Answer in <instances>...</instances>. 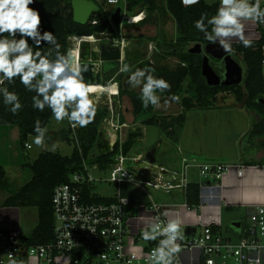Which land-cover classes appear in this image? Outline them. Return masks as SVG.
<instances>
[{
    "label": "trees",
    "instance_id": "16d2710c",
    "mask_svg": "<svg viewBox=\"0 0 264 264\" xmlns=\"http://www.w3.org/2000/svg\"><path fill=\"white\" fill-rule=\"evenodd\" d=\"M159 5L158 0H124V9L132 12L135 8H141L147 12L148 17L153 12H159L163 16H170L175 25V39L170 42H158L156 44L157 51L151 56V60L140 61L134 69L152 70V75L156 78L166 80L170 88L164 92H157L170 102H174L171 98L181 97V112L176 115H153L154 107L149 105L145 109L140 99L141 94L129 93L132 112L135 118L145 116V125H155L161 134L173 144H177L181 135V131L185 122L186 112L199 108L207 110L216 102L219 94H229L235 97L237 102L242 103L248 109L256 113L258 120L249 132L250 138L264 139V79L260 67L261 55L259 47L261 42L250 41V46L245 47L240 41L232 44L234 55L238 56L245 66V75L243 82L239 86H218L208 87L204 79L200 75L201 56L187 53V49L195 44L203 46L210 43L204 39L203 33L195 29L194 24L200 19L201 15L206 14L208 17L216 13L219 3L217 1L209 3L200 0V3L191 7H184L180 0H162ZM30 8L37 10L41 17V29L43 31L52 32L57 42L61 46L59 50L72 49V45L68 47V37L76 36H92L98 34H112L114 32L108 15L99 6L96 13L95 24H91L90 20L85 25L77 24L72 19L71 0H35V3L29 5ZM142 19V21H141ZM145 20L144 13L129 16L123 20L122 26L143 22ZM89 39V38H87ZM135 39L147 42H154V38L135 37ZM31 43V41H29ZM46 46V45H45ZM42 53L50 51L48 47L40 49ZM169 57L177 59L176 65L169 68L161 63ZM120 73L112 81L119 83ZM187 82L186 88L183 84ZM9 91L18 94L20 102L23 105L17 115H13L3 104L0 97V125H13L19 130V142L24 145L29 136H35L34 125L37 120L41 122V127H46L49 123L52 113L51 110L45 108L43 112L32 107V97L34 92H28L19 82V78L15 79L14 84L5 82L3 85ZM119 85L118 97L125 94ZM263 102V103H262ZM110 116L108 108L96 105V116L94 120L86 127L76 129L77 142L74 144L73 150L69 156H62L56 152H44L38 156L36 160L24 165L32 173L31 180L22 186L18 191L11 192L7 181L6 172L0 166V190L6 191L9 196L2 203V207L17 208H35L37 210V225L25 237V242L29 246L45 245L53 241V218L51 209V195L53 189L67 182L69 176L82 170V161H86L88 165L96 164L100 171H107L111 167L115 156L121 151V144L117 141L112 150L107 153L91 155L90 152L99 142V127L104 119ZM124 122L118 118V125ZM264 149V141L258 144ZM264 165V161L259 163ZM84 195L87 200L95 203L107 202L111 197H102L94 193L93 186H85ZM94 193V194H92ZM121 195L128 198L131 207L139 204L148 203L146 197L140 191L131 186H124ZM186 203L189 206H197L199 204V185L189 184L185 196ZM212 229L217 231L213 226ZM142 238V233L139 234ZM151 243V241H147Z\"/></svg>",
    "mask_w": 264,
    "mask_h": 264
},
{
    "label": "built area",
    "instance_id": "2783aa9c",
    "mask_svg": "<svg viewBox=\"0 0 264 264\" xmlns=\"http://www.w3.org/2000/svg\"><path fill=\"white\" fill-rule=\"evenodd\" d=\"M116 5L117 2L114 6ZM261 7H264V2ZM111 14L108 15L109 22ZM95 16L96 14L91 16V24L96 23ZM250 22L256 35L251 41L261 42L260 67L264 79V25ZM111 26L115 31L112 24ZM96 37L107 40L110 34L86 38L98 41ZM110 41L123 51V44L117 43L116 39ZM68 44L69 47L73 42L68 39ZM148 51L152 52L150 45ZM109 112L110 116L102 123H108L115 131L116 126L113 125L111 111ZM68 124L75 144H78V126L72 127L69 122ZM117 126L127 127L126 124ZM117 141L119 140L108 143L109 151ZM23 147L26 150L31 148L26 142ZM127 153L122 155L120 151L115 156L104 178L93 177L91 171H101L96 164L88 165L83 160L81 171L71 174L66 183L53 189L51 243L29 246L25 242V235L0 226V264H151L150 253L163 237L149 243L140 238L139 234L154 221H169L167 213L171 208L186 211L194 209L185 202L167 205L158 203L150 197L149 190L165 194L177 191L185 195L191 171L219 187V183L231 172L242 178L245 169L243 164H226L200 160L196 156H181L179 168L171 170L148 162L143 155L130 158ZM95 182L115 187V194L110 201L95 203L87 200L84 195L85 186H93ZM124 186L134 187L148 196V203L131 207L128 198L121 195ZM132 211H136L137 215L131 213ZM139 222L146 224L140 226ZM212 227L202 225L200 234L179 239L177 243L180 251L173 254L172 264H190L194 259L190 257L186 263L183 255L194 252L198 254L197 264H264V205L249 208L245 226H240L236 240L224 236L218 230L214 231Z\"/></svg>",
    "mask_w": 264,
    "mask_h": 264
},
{
    "label": "clouds",
    "instance_id": "9594fccd",
    "mask_svg": "<svg viewBox=\"0 0 264 264\" xmlns=\"http://www.w3.org/2000/svg\"><path fill=\"white\" fill-rule=\"evenodd\" d=\"M117 0H109L115 4ZM184 7H191L200 0H180ZM264 0H219L216 13L208 17L201 15L194 24L196 30L203 33L210 44H218L225 52L232 51L234 38H239L245 47L250 41L243 36L242 21H252L264 25ZM35 0H0V97L3 104L17 115L23 105L18 94L3 86L5 82L14 84L15 79L28 92H34L32 107L43 112L51 110L56 121L65 119L72 127H86L96 116L98 97L90 96L95 89L86 84L83 73L88 71L78 59V51L86 37L72 35L68 37L74 48L68 52H60V45L52 32L41 29V17L37 10L29 5ZM7 33V35H4ZM31 41V43L29 42ZM46 45V46H45ZM48 47L50 51L42 53L40 49ZM122 72H129L130 66L125 64ZM152 70L137 69L128 76L127 83L131 88H140L142 105L160 106V96L170 88L163 78H156ZM115 91V86H113ZM177 100V97H172ZM33 142L37 146L45 143L46 127H41L37 120L34 125ZM159 239L158 245L150 253L151 264H172L173 254L180 251L177 243L182 239L179 220L152 222L142 233L145 241Z\"/></svg>",
    "mask_w": 264,
    "mask_h": 264
},
{
    "label": "rangeland",
    "instance_id": "374dc122",
    "mask_svg": "<svg viewBox=\"0 0 264 264\" xmlns=\"http://www.w3.org/2000/svg\"><path fill=\"white\" fill-rule=\"evenodd\" d=\"M98 5L102 7V9L106 12L107 15L111 14L113 12V9L119 5L121 7V22L123 23V20L129 16L137 15L139 12H144L145 16H147V12L141 8H135L132 12H127L124 9V0H118L117 5L114 6V4L109 3V0H95ZM158 3L161 5L163 2L162 0H158ZM164 19L159 15V13L155 14V18H150L149 22H162ZM125 26L127 24L124 23ZM140 26V25H139ZM168 29L172 26L168 23L166 24ZM253 26V25H252ZM123 28V27H122ZM123 28L121 31V35H117V33L114 34V32L110 35V40H115L116 42L123 44V51H126L129 53V50L132 49L131 46L127 48L126 44L127 42L123 40L124 30L129 29ZM91 39V40H90ZM87 41V42H86ZM84 42L89 43L90 45L94 46L96 45V40L94 38H89V40H84ZM164 42H168L167 40H164ZM163 42V43H164ZM105 44L109 45L108 42H105ZM126 45V46H124ZM139 48V52L137 55V62L143 60H151V55L155 53V46L154 50L152 49V53L150 54L148 51V42L145 40H141L139 45H137ZM74 48V44L72 45V49ZM71 49V50H72ZM78 59L79 62L82 61L80 57V51H78ZM233 58L239 63L240 67L242 68L243 78L245 75V66L241 62V60L238 58V56L234 55ZM89 63L88 61H85V64ZM162 64L167 65L169 68L174 67L176 65L177 60L174 59H166L165 61H161ZM210 66L217 72L220 73L219 70V62L213 59H210ZM218 69V70H217ZM131 72H124L119 79V84L121 85V88L126 91L125 94H123L121 97H119V114H120V121L124 122V124L127 125V127H120L116 126V130L113 131L115 133V140H119L121 144H123L129 137V134L134 132H137V137L133 139V143L130 147V150L127 153L128 157H136L137 155H143L146 156L149 152H152L156 148V156L158 161H165L169 164L171 161H176L177 159V153L173 145L166 144V148L164 145L157 147L156 143L158 140H162L163 143H167L166 138L161 134L159 129L154 125H145V116H140L135 118L133 116L132 112V105L130 103V99L128 94L129 93H136L141 94L140 88H131L128 83L127 79L128 76L131 74ZM115 77L109 76L105 79V77L101 78L102 80H105L104 84H108L107 91L104 90L101 96L98 97V100L95 101L97 106H104L108 101L111 99V96L118 95L119 93V86L118 83H113V79ZM243 82V81H242ZM117 84V85H116ZM104 85L100 88V91L106 87ZM187 82L183 84V87L186 88ZM113 86H115V91H113ZM99 91V92H100ZM98 94V93H96ZM159 95V94H157ZM185 95V94H183ZM182 95V96H183ZM225 97L223 100H216L213 105L207 109H199L195 108L193 110H190L186 113L187 122H186V131L189 133V129L192 127L191 125L194 123V120H201L199 122H196L198 126L200 125V122L206 124L205 128H202L203 130V136L201 135V128L199 130L200 136L202 138L208 140L209 142H212V147H215V150L218 152V154H221L224 157L233 158L234 160L236 158L240 159L243 158L245 161L253 160L256 158L257 151L261 148L258 146L257 139L250 138L249 132L253 128V126L256 123V113H254L252 110L248 109L246 106H244L242 103L237 102L235 97L232 95L223 94ZM97 97L95 95H90ZM160 96V106L154 107V110L152 112L153 115H171L173 113V109L168 105V103H171L166 98H164L162 95ZM177 97L178 99L174 101L175 106L181 107V97ZM228 96V97H227ZM227 97V98H226ZM128 113H126V111ZM105 124V123H103ZM103 124L99 127V142L95 146V148L90 152L92 155H96L98 150L103 151L105 149V146L108 145L109 142H112L113 137L112 133H106V129L104 128ZM46 128L49 131L55 130L57 133V140L55 143H50L48 140L46 141V148L48 152H56L59 153L62 156H69L73 150L75 141L73 133L71 134V131L69 129L68 120L65 119L63 121H56L54 117L52 116L49 123L47 124ZM194 129V127H192ZM133 129V130H132ZM192 129V130H193ZM192 132H190L191 134ZM106 134H109L108 139L106 138ZM31 137V138H30ZM34 136H29L28 140L30 144L32 145V150L29 152L30 158L33 160H36L38 158V152L41 148V146H37L33 142ZM206 137V138H205ZM47 139V138H46ZM200 139V138H199ZM189 138H187V141ZM204 140L198 141L197 144L200 145ZM206 143V141H205ZM207 144V143H206ZM21 145V144H20ZM19 144L18 146V149ZM167 150V151H166ZM238 156V157H237ZM199 158V157H198ZM200 159V158H199ZM201 160V159H200ZM222 160V159H221ZM220 158L217 160L218 162H221ZM2 162H6L4 159ZM29 161H26L23 159V157L20 158V165L24 166ZM2 167L4 168L6 172V177L8 184L10 186L11 192L18 191L22 186H24L26 183H28L32 178V173L27 169L22 167L20 169V166H16L15 163L13 165L6 167L4 163H1ZM132 164V163H129ZM91 174L95 178H104L107 176V171H91ZM201 181H205L204 179L200 178ZM93 191L94 193L98 194L102 197H112L115 194V187L112 185H108L105 183H99L95 182L93 184ZM150 197L158 202V203H181L182 199L179 195V192L174 191L170 194H165L161 192H155L154 190H149ZM9 194L6 191L0 190V212L4 210L6 207H2V203L6 198H8ZM144 197H148L143 194ZM175 201V202H174ZM21 221L23 223V232L24 233H30L37 225V210L35 208H21ZM174 212H179V210H172ZM247 211L246 208H238L233 211L227 212L224 210L222 212V218H221V227H222V234L224 236L231 237L233 240H236V235L232 234L231 231L228 230L226 227V223L229 222L231 219L237 218L242 221V227L245 226L246 218H247ZM181 233H184L186 231L185 228L180 227ZM28 235V234H27Z\"/></svg>",
    "mask_w": 264,
    "mask_h": 264
},
{
    "label": "crops",
    "instance_id": "0c3cea01",
    "mask_svg": "<svg viewBox=\"0 0 264 264\" xmlns=\"http://www.w3.org/2000/svg\"><path fill=\"white\" fill-rule=\"evenodd\" d=\"M205 1L209 3L217 1L219 3V0H205ZM141 13H144V12H141ZM141 13L139 12V14ZM156 13H159V12H153L148 17L145 16V20L141 22L142 21L141 19V21H139V23L137 24L134 23V24H130V25L123 27L122 22H121L120 33H117L116 29L114 31V34L117 33V35H121L122 29L128 28V26H130L129 29L124 30L125 33L123 35V39L127 42L126 44H128L127 48L130 47L129 45H132L131 46L132 49L129 50V53H127L126 51L125 53L135 55V59H134L135 64L130 67V70L134 69V67L138 64L137 55L139 52V48L137 45H139L140 41L135 39V37L142 36L146 38L147 37L154 38L155 41L148 42V46L150 45V47L153 50L155 46V53L157 51L156 44L158 42L163 43L164 40H167L168 42H170V41H174L175 39V25L170 16L168 15L163 16L159 13V15L163 17L164 19L162 22H155V23L149 22L150 18H153V19L155 18ZM167 23L169 25L170 24L172 25L169 29L166 26ZM242 23L244 24V30H243L244 38L249 41L253 40L256 37V35L253 31V26L251 22L242 21ZM85 40H89V39H85ZM240 41L241 40L239 38H234L232 44H236ZM122 44H124V41ZM123 48L126 49L125 47ZM168 59L174 60L176 58L169 57L167 58V60ZM80 63L85 64V61H81ZM119 74L120 72L112 73L109 76L112 75V77H117ZM109 76H106L105 79ZM101 78L103 77H100V79ZM119 85L120 84L118 83V86ZM223 96H224L223 94H219L217 96V100H223L225 98ZM118 103H119V98H118ZM168 105L173 109V113L171 115L179 114L182 110V108L179 106L172 107L174 105V102L168 103ZM119 109H120V105H119ZM127 111L126 113H128ZM119 117H120V114H118V118ZM257 120H258V117L256 116V121ZM199 121L201 120L193 121L194 123L191 126L194 127V129L191 127L188 133L186 131L187 130L186 129L187 117L185 118V122H184L181 135H180V138L177 144H173L168 139H166L167 143H163L162 140H158V142L156 143L157 147L164 145L165 147L163 148H166V144L173 145L176 150L177 156H178L176 161H171L170 164L165 161H158L157 156H156L157 151L155 148L154 150H152V152H149L153 157V162L155 164L162 165L166 167L167 169L176 170L180 166L181 156H196V157H199L201 160L217 161L220 158V160L222 159L221 160L222 163L243 164L245 166V169L243 170L242 178H238L235 175V172H231L223 179L221 183H219V187L214 182H209L208 180H205L202 182L201 179L196 175L194 171H191L189 173V182H190L189 184L192 183V184L199 185V204L197 206H189L185 200L186 194L183 195V193L179 192V195L182 199V202L179 204H182L185 202L189 207H191V209H194V210L186 211L183 209L171 208L170 210H168V213H167L169 220H179L180 227H183L186 229L184 233H181L182 239L185 237H190L193 235L200 234L202 225H212L219 232L222 233V227H221L222 216L221 215L224 210L229 212V211H233L238 208H246V211L248 213L250 207H253L256 205H264V165L261 166L259 164L261 161H264L263 147H261L257 151L256 158L253 160L245 161L243 158H240V159L236 158L234 160L233 158L224 157L221 154H218V152L215 150V147H212L213 144L211 141L209 142L208 140L202 138L203 136L202 128H205L206 124L205 122L204 123L200 122V125L198 126L196 122H199ZM103 126L106 129V133H110V131H112L108 123L103 124ZM200 128H201L202 136H200L199 134ZM190 132L192 133L190 134ZM56 137H57V133L55 130L49 131L47 129L45 143L41 145L38 155L44 152H48L46 148V141L48 140V142L50 143H55V141L57 140ZM28 138L26 139V143H28L31 146V148L29 150H26L24 149L23 146L20 145L19 130L16 126L0 125V166L2 165L1 163H4L6 167L11 166L13 165V163H15L16 166H20V169H22L23 166L20 165L21 157H23V159L26 161L32 162L33 159L30 158L31 156L29 152L32 150L33 147L30 144ZM106 138L108 139V134H106ZM187 138H189L188 141H187ZM201 140H204V141L200 143V145H198L197 142ZM205 141L207 144L205 143ZM263 141L264 139L261 138V139H258L257 142L261 143ZM18 144L20 145L19 146L20 149H18V146H17ZM179 152H181V154ZM3 159L6 162H2ZM167 204H170V202L165 203L164 205H167ZM175 209L179 210V212L172 211ZM21 213H22L21 208L6 207L4 210H2V212H0V226L10 229L11 231L19 232L20 234L26 236L29 232L28 233L23 232V223L21 221V217H22ZM131 213L135 214L136 211H132ZM235 222L240 223V225L242 226V221L240 219L234 218L226 223V227L228 228L229 231L232 232V234L237 235L240 232L239 230L233 231L230 229V225ZM144 224H146V222H143V223L139 222L140 226ZM197 255H198L197 252H194L193 254H184L183 260L186 263H188L189 258L192 257L194 260L190 262V264H197L196 262Z\"/></svg>",
    "mask_w": 264,
    "mask_h": 264
},
{
    "label": "water",
    "instance_id": "95a60500",
    "mask_svg": "<svg viewBox=\"0 0 264 264\" xmlns=\"http://www.w3.org/2000/svg\"><path fill=\"white\" fill-rule=\"evenodd\" d=\"M72 19L75 23L85 25L91 16L95 15L99 11V6L91 0H73L71 2ZM120 8H115L109 19L113 27L119 25ZM4 35H7L5 33ZM96 45L92 46L89 43L83 42L80 45V57L82 61H88V71L83 73L86 84L96 83L95 78L106 77L112 73H122L120 70L125 64L130 67L134 65L135 55L126 54L119 46L110 47L105 44L108 42L111 44L110 38L107 40L96 37ZM68 49V48H67ZM66 50H59L60 52H67ZM187 53L192 55L201 56L200 75L204 79L208 87L218 86H239L243 81L242 68L239 63L233 58L234 52L225 53L218 44L201 45L195 44L187 49ZM210 59L219 62L218 74L210 66ZM95 64L98 68V73L95 76L93 69ZM118 96H111L110 103H106L105 106L110 109L112 123L114 126L118 125L119 103ZM263 103V102H262ZM135 135L130 133L128 139L121 145V153L125 155L133 143ZM109 151V145L105 146L103 151L98 150L100 154L107 153ZM146 160L153 163V157L150 153L146 154ZM240 223L235 222L230 225V229L233 231L240 229Z\"/></svg>",
    "mask_w": 264,
    "mask_h": 264
},
{
    "label": "bare ground",
    "instance_id": "6f19581e",
    "mask_svg": "<svg viewBox=\"0 0 264 264\" xmlns=\"http://www.w3.org/2000/svg\"><path fill=\"white\" fill-rule=\"evenodd\" d=\"M116 8H120V10H121V7L119 6V5H117V7ZM115 29H116V32L117 33H120V29H121V11H120V17H119V25L118 26H115L114 27ZM85 65H87V64H85ZM93 72H94V75L96 76L97 75V73H98V68H97V65L95 64V68L93 69ZM95 80H96V83H89L88 85H90V86H92L94 89H95V91L93 92V93H90V95H95V96H97V97H99V96H101L102 95V93L104 92V90H106L107 91V86H108V84L106 85V87H104V89H102L101 91H100V88L101 87H103L104 86V82H105V80H102V79H100V77L99 78H95ZM100 91V92H99ZM96 93H98V94H96ZM111 133H112V137H113V140H112V142H114L115 141V133L113 132V131H111ZM132 134H134L135 135V137H137V132H132ZM108 137H109V134H108Z\"/></svg>",
    "mask_w": 264,
    "mask_h": 264
},
{
    "label": "flooded vegetation",
    "instance_id": "af4514ba",
    "mask_svg": "<svg viewBox=\"0 0 264 264\" xmlns=\"http://www.w3.org/2000/svg\"><path fill=\"white\" fill-rule=\"evenodd\" d=\"M73 0H71V2H72ZM91 1H93V2H95L97 5H98V3L95 1V0H91ZM98 6H100V5H98ZM109 46L110 47H114V45L113 44H109ZM218 70V69H217ZM218 71H220V70H218Z\"/></svg>",
    "mask_w": 264,
    "mask_h": 264
}]
</instances>
